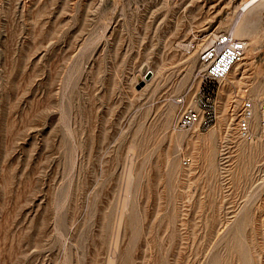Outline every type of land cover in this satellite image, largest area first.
Instances as JSON below:
<instances>
[{
	"label": "rangeland",
	"instance_id": "374dc122",
	"mask_svg": "<svg viewBox=\"0 0 264 264\" xmlns=\"http://www.w3.org/2000/svg\"><path fill=\"white\" fill-rule=\"evenodd\" d=\"M241 1L0 0V264H264V13L177 125Z\"/></svg>",
	"mask_w": 264,
	"mask_h": 264
},
{
	"label": "built area",
	"instance_id": "2783aa9c",
	"mask_svg": "<svg viewBox=\"0 0 264 264\" xmlns=\"http://www.w3.org/2000/svg\"><path fill=\"white\" fill-rule=\"evenodd\" d=\"M247 43L243 38L235 37L229 31L213 35L209 43L198 55L199 86L191 101L179 97L176 103L180 106L177 125L189 128L194 125L210 126L216 118V99L223 81L244 57ZM256 111H264V97L256 102L249 98L241 101L236 121V134L239 138H249L250 121Z\"/></svg>",
	"mask_w": 264,
	"mask_h": 264
},
{
	"label": "bare ground",
	"instance_id": "6f19581e",
	"mask_svg": "<svg viewBox=\"0 0 264 264\" xmlns=\"http://www.w3.org/2000/svg\"><path fill=\"white\" fill-rule=\"evenodd\" d=\"M239 13L238 18L231 22L232 24V34L235 37H244L253 41V32L252 28L255 24L261 22L262 15L264 13V0H243L239 4ZM231 26V24H230ZM254 43H250V50L253 48ZM247 48V47H246ZM246 50V49H245ZM246 52V51H245ZM245 54V53H244ZM237 66V65H236ZM234 69V68H233ZM233 73V72H231ZM230 75V74H229ZM223 86V85H221ZM258 118L257 116H255ZM254 117V119H255ZM253 119V118H252ZM257 123V122H256ZM213 128V127H212ZM189 129V128H188ZM196 131V130H195ZM59 150V149H58ZM248 209V208H247ZM256 213V212H255ZM256 216V215H255ZM255 223V222H254ZM256 229V228H255ZM257 231V230H256ZM251 233V232H250ZM255 233V232H254ZM235 234V233H234ZM229 241V240H228ZM238 248V247H237ZM226 250V248H225ZM223 253V252H222ZM230 253V252H229ZM260 253V252H259ZM226 254V252H225ZM232 255V254H230ZM221 256V255H220ZM225 256V255H224ZM233 256V255H232ZM228 257V256H227ZM231 257V256H230ZM238 257V256H237ZM225 259V258H224ZM232 259V257H231ZM254 259V258H253ZM224 261V260H223ZM245 262V261H244ZM223 263V262H222ZM264 263V262H263ZM241 264V263H240Z\"/></svg>",
	"mask_w": 264,
	"mask_h": 264
},
{
	"label": "water",
	"instance_id": "95a60500",
	"mask_svg": "<svg viewBox=\"0 0 264 264\" xmlns=\"http://www.w3.org/2000/svg\"><path fill=\"white\" fill-rule=\"evenodd\" d=\"M149 74H150L149 72H147V73H146V78H148V77H149Z\"/></svg>",
	"mask_w": 264,
	"mask_h": 264
}]
</instances>
